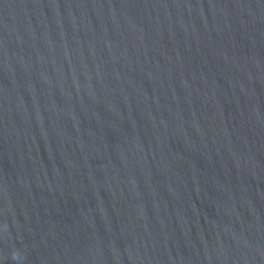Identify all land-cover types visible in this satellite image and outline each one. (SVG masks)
<instances>
[{
  "label": "water",
  "instance_id": "95a60500",
  "mask_svg": "<svg viewBox=\"0 0 264 264\" xmlns=\"http://www.w3.org/2000/svg\"><path fill=\"white\" fill-rule=\"evenodd\" d=\"M0 264H264V0H0Z\"/></svg>",
  "mask_w": 264,
  "mask_h": 264
}]
</instances>
